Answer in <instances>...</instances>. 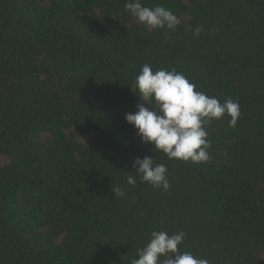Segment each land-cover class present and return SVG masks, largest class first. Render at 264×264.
Instances as JSON below:
<instances>
[{"label": "trees", "instance_id": "16d2710c", "mask_svg": "<svg viewBox=\"0 0 264 264\" xmlns=\"http://www.w3.org/2000/svg\"><path fill=\"white\" fill-rule=\"evenodd\" d=\"M126 2L0 0V264H132L152 231L184 232L209 264H264V0H141L174 31ZM145 63L238 101L234 127L205 125L208 161L169 159L126 122ZM145 156L168 191L127 184Z\"/></svg>", "mask_w": 264, "mask_h": 264}, {"label": "clouds", "instance_id": "9594fccd", "mask_svg": "<svg viewBox=\"0 0 264 264\" xmlns=\"http://www.w3.org/2000/svg\"><path fill=\"white\" fill-rule=\"evenodd\" d=\"M124 8L137 23L149 30L167 28L174 31L180 24L172 11L160 5L150 8L143 6L141 0H127ZM200 32L201 28L197 27L193 35L198 37ZM133 88L140 102L135 113L126 114V122L134 126L142 143L151 144L152 150L163 152L169 159L192 163L208 161L211 144L205 125L211 120L228 118L229 126L234 127L241 114L238 101L229 97L221 103L217 97L197 91L196 86L174 68L153 70L145 63ZM132 167L134 171L129 173H134L135 178L129 175L128 185L135 186L139 179L168 191V170L164 164L145 156L134 160ZM111 190L115 197L125 194L120 187ZM185 235L182 231L172 235L166 231H152L149 242L137 251L138 258L133 259L132 264H209L205 258L180 251Z\"/></svg>", "mask_w": 264, "mask_h": 264}]
</instances>
